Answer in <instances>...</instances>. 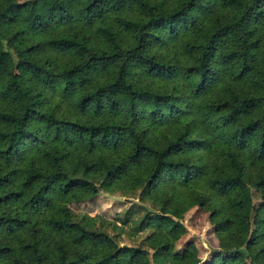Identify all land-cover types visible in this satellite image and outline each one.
<instances>
[{"label":"trees","instance_id":"obj_1","mask_svg":"<svg viewBox=\"0 0 264 264\" xmlns=\"http://www.w3.org/2000/svg\"><path fill=\"white\" fill-rule=\"evenodd\" d=\"M100 175L164 210L158 263L264 264V0H0V264H150L73 221Z\"/></svg>","mask_w":264,"mask_h":264},{"label":"rangeland","instance_id":"obj_2","mask_svg":"<svg viewBox=\"0 0 264 264\" xmlns=\"http://www.w3.org/2000/svg\"><path fill=\"white\" fill-rule=\"evenodd\" d=\"M88 179L98 187L99 192L92 199L68 204L73 221L87 230L102 231L111 235L121 246L141 248L148 254L150 264H160L155 261L153 250L146 242L153 229L148 227L141 230L138 225L147 213L144 205L157 212L164 210L147 198L144 187L130 192L113 187L104 175L89 176ZM101 192L121 197L123 200L111 201ZM261 198V191L253 188L252 200L255 208L262 202ZM167 214L179 220L185 227V233L173 241V252H182L189 244H193L198 251V257L204 263L210 261L213 254L219 251L214 228L204 210L193 207L183 214L179 212ZM210 247L218 250L211 252Z\"/></svg>","mask_w":264,"mask_h":264},{"label":"water","instance_id":"obj_3","mask_svg":"<svg viewBox=\"0 0 264 264\" xmlns=\"http://www.w3.org/2000/svg\"><path fill=\"white\" fill-rule=\"evenodd\" d=\"M101 194L104 196V197H107L109 198L111 201H122L123 198L121 197H115L113 195H110L108 193H104V192H101ZM144 207L147 209V211H150V212H154L153 209H151L150 207L144 205ZM118 247H121V245H118ZM213 250H218V249H215V248H211L210 247V251L212 252Z\"/></svg>","mask_w":264,"mask_h":264}]
</instances>
